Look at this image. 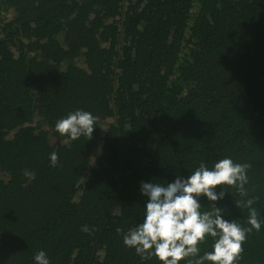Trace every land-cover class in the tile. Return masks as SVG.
Masks as SVG:
<instances>
[{
  "label": "trees",
  "instance_id": "obj_1",
  "mask_svg": "<svg viewBox=\"0 0 264 264\" xmlns=\"http://www.w3.org/2000/svg\"><path fill=\"white\" fill-rule=\"evenodd\" d=\"M76 110L91 139L56 130ZM224 158L250 165L248 195L218 185L201 213L250 227L256 197L264 221V0H0V264H163L123 243L141 182ZM242 247L264 264V223Z\"/></svg>",
  "mask_w": 264,
  "mask_h": 264
},
{
  "label": "clouds",
  "instance_id": "obj_2",
  "mask_svg": "<svg viewBox=\"0 0 264 264\" xmlns=\"http://www.w3.org/2000/svg\"><path fill=\"white\" fill-rule=\"evenodd\" d=\"M96 117L83 110H76L56 122L55 128L70 140L81 136L91 139L95 129ZM50 163L56 166L58 156L50 155ZM249 164L235 163L231 158H224L209 169L204 162L186 179L177 178L166 186L159 183L141 182V192L148 197L145 205L144 220L134 230L123 236L125 246L135 248L141 259L155 256L163 264H178L186 260L187 264H236L243 252L242 244L247 234L253 229L261 230L264 221L258 218L256 208L252 207L258 199L249 198L238 206L249 210L248 225L242 227L235 221H228L221 216V209L213 207L211 211L201 213L199 197L206 196L210 201L223 198L215 188L218 185L235 186L242 196H247L245 184L248 183ZM82 231L88 232L85 225ZM118 232L121 229H117ZM214 239L213 250L199 255V244L206 237ZM36 264H50L44 251L34 257Z\"/></svg>",
  "mask_w": 264,
  "mask_h": 264
}]
</instances>
